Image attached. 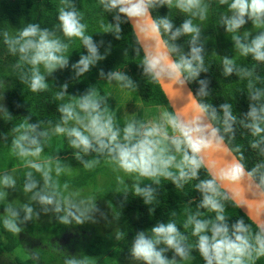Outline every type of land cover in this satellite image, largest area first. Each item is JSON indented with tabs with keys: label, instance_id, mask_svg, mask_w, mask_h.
I'll return each mask as SVG.
<instances>
[{
	"label": "clouds",
	"instance_id": "obj_1",
	"mask_svg": "<svg viewBox=\"0 0 264 264\" xmlns=\"http://www.w3.org/2000/svg\"><path fill=\"white\" fill-rule=\"evenodd\" d=\"M218 2L227 6V13L220 15L219 25L231 35L235 51L264 64V30L254 36L245 31V39L239 35L248 21L253 28L264 29V0ZM60 3L58 24L51 30L41 28L40 24L27 23L15 36H10L7 31L2 33L9 53L19 57L20 63L16 67L21 68L20 81L33 93L47 90L46 76L68 67L66 53L73 38H79L87 49V55L82 54L78 62L71 65L77 80L98 61L104 60L111 50L109 45L103 55L99 53L104 41L97 43L92 35H86L83 14L73 0H60ZM99 4L105 12L113 14V22L107 26L101 24V27L115 39H121V25L131 24L133 41L130 48L135 57H142L138 64L142 75L160 85L171 110L161 106L158 119H132L121 127L109 111V95H102L90 86L83 94L70 96L72 100L63 102L68 95V84L64 83L55 97L61 101L57 105L59 122L50 129L44 128L45 121L29 123L30 114L25 117L27 123L11 129L12 154L21 158L24 167L30 169L23 182V192L30 196L29 202L19 207L5 205L4 228L19 234L20 225L33 217L38 219L41 213L54 214L65 226L97 222L94 213L99 209L95 203L65 200L62 196L61 186L52 175L53 163L56 176L65 170L57 155L42 161L29 159L44 152L51 131L66 135L70 147L78 150L75 159L85 169L91 170L101 159L107 158L113 171L134 176L133 196L142 197L145 205L154 204L162 180L170 181L179 190H183L189 181H195L193 189L200 194V199L195 211L187 213L182 227L191 228L196 243H188V234L180 230L174 219L157 222L149 230L136 232L129 253L137 264H179L181 260L193 258L194 249L204 264H256L264 257V159L254 162L248 170L245 149L235 141L238 128H243L252 137L248 146L258 157L264 158V88L256 86L264 82L256 75L257 65L253 64L251 68L238 66L233 58L226 56L222 60V76L235 73L239 79L247 80L248 111L234 115L233 107L227 101L218 106L209 103L210 80L198 79L210 68L205 65L202 27L194 21L203 22L208 18L211 0H99ZM164 6L169 10L175 7L187 18L178 27L168 15L154 18L153 10ZM182 36L190 37L187 52L177 43ZM128 52V48L124 49L125 57ZM24 65L28 66L26 70ZM98 74L102 80L115 82L121 89H138L137 83L121 70L105 73L100 69ZM192 82L198 84L195 93L187 88ZM177 100L181 101L179 106ZM0 112L12 117L3 104H0ZM47 124L52 125V121ZM93 154L92 160L84 158ZM202 170L207 178H201ZM145 180L150 182L144 183ZM0 188L3 189L0 190V201H4L9 195L7 190L16 189V179L3 173ZM63 188L67 189L68 184L65 183ZM122 194L126 201L127 191ZM228 204L246 210L248 218L256 224V230L243 217L229 224V216L225 215ZM34 205L40 206L39 212ZM154 210L150 207L149 213ZM205 211L215 215L204 216ZM101 216L104 217L103 213ZM170 251L173 253L171 259L165 255ZM33 259H38V255L33 254ZM64 264H89V260L87 256H71L64 259Z\"/></svg>",
	"mask_w": 264,
	"mask_h": 264
},
{
	"label": "trees",
	"instance_id": "obj_2",
	"mask_svg": "<svg viewBox=\"0 0 264 264\" xmlns=\"http://www.w3.org/2000/svg\"><path fill=\"white\" fill-rule=\"evenodd\" d=\"M73 2L83 14L82 22L87 25L86 35H92L94 42L104 41V44L99 47V53L103 55L105 48L111 45L110 53L104 60L98 61L95 66L91 67L83 77L78 80L74 79L71 65L78 62L82 54L87 55V49L82 46L79 38H73L66 53L69 59L68 67L57 69L51 76H46V82L49 83L47 90L33 93L27 84L20 81L21 68L16 67L20 63L19 57L9 53L3 42L2 33L7 31L10 36H15L27 23L40 24L41 28L51 30L55 24H58L60 0H0V104H3L12 116L8 117L0 112V149H8L13 136L11 129L21 123H27L25 117L30 114L31 118L28 122L35 124L38 121H45L42 124L44 128L50 129L59 122L60 114L57 112V105L61 101H57L55 97L62 90L60 87L64 83L68 84L67 93L69 96L66 95L63 102H69L73 99L70 96H79L90 86H94L100 94L110 96L107 101L109 111L116 115L117 119L123 121L128 119L129 113L138 107L148 111L146 120L158 119L161 106L171 110L158 84L152 83L142 75V69L138 66L142 57H135L130 48L133 33L129 24L121 25V39L117 40L112 33L104 32V28L101 27V24L107 26L108 23L113 22V14L105 12L99 4V0H73ZM221 13H227V6L220 5L218 0H211L208 18L203 22L194 21L200 23L202 27L206 53L205 65L210 68L208 73H201L198 79L207 78L210 80L209 88L212 94L207 98L209 103L218 106L227 101L232 105L234 115L240 116L248 111L247 80L239 79L235 73L228 77L222 76V60L224 56L233 58L238 66L249 68L256 64V75L260 76L261 82H264V64L253 61L251 57L241 56L235 51L231 35L226 33L223 26L219 25ZM152 15L154 18L168 15L177 27L183 22V19L187 18L186 14L180 13L175 7L169 10L166 6L153 10ZM261 30L264 29H255L251 21H248L240 29L239 35L245 39V31L251 32V36H254ZM57 35L60 34L57 33ZM251 36L247 38L250 39ZM61 38L65 39L62 36ZM188 39L190 37L182 36L177 41L183 46L185 52L190 50L187 45ZM126 48L129 49V52L125 57L123 53ZM22 67L26 70L28 66ZM100 69H103L105 73L114 69L125 72L137 83V91L121 89L115 82L107 83L99 77ZM256 86L264 88V83H257ZM189 87L195 93L198 84L192 82ZM47 121H52V125L47 124ZM251 139L252 137L246 130L238 128L235 144L245 149V164L248 170L251 169L254 162L264 159L258 157L256 152L248 146ZM47 149H50L53 155H57L61 159H69V161H62V166L69 162L72 167H80V171L86 176L84 184L99 171L98 165H96L95 169L88 173V170L75 159L74 155L78 150L70 147L65 134H56L50 131L49 138L45 141L44 150ZM84 158L92 160L95 156L93 154ZM200 175L201 178H207L203 170ZM134 182L133 176L117 181V184L111 185L112 187L107 193H103L96 200L95 205L103 208L95 212L96 220L99 221L101 228L98 231V236L85 237L82 235L77 242L61 246L62 248L57 247L62 229L52 230L50 239L44 244L42 236L41 238L32 236L26 228H22L21 233L17 235L8 232L3 226L0 212V264H55L59 263L61 258H68L75 252L78 255L76 257H79L78 245L83 246L82 248L87 251V253L82 251V257L87 256L91 264H137L131 259L129 253L136 232L149 230L157 222L166 223L173 219L180 230L188 234V243L194 245L197 238L191 235V228L183 229L182 225L187 218V213L195 211V205L200 199V194L193 189L195 181H189L183 190H179L170 181L162 180L153 205H145L142 197L133 196L131 185ZM148 182L150 181L145 180L144 183ZM125 191L128 193L126 201L122 194ZM150 207L155 209L151 214L149 213ZM173 212L176 213L175 217L172 216ZM101 213L106 219L101 216ZM208 215L214 216L215 214L205 211L204 216ZM225 215L229 216V224L243 217L245 222L250 224L253 230H256V227L233 204L226 205ZM112 236H115V239ZM57 249H61V253ZM47 251L53 253L47 256ZM33 254H37L38 259H33ZM165 255L169 259L173 257L171 251ZM192 257L188 260H181L179 264H204L197 250H193ZM256 264H264V257L260 258Z\"/></svg>",
	"mask_w": 264,
	"mask_h": 264
},
{
	"label": "rangeland",
	"instance_id": "obj_3",
	"mask_svg": "<svg viewBox=\"0 0 264 264\" xmlns=\"http://www.w3.org/2000/svg\"><path fill=\"white\" fill-rule=\"evenodd\" d=\"M145 108L138 107L133 112H130L128 115V119H147L148 111H144ZM150 110V109H149ZM156 115V114H155ZM116 116V115H115ZM128 119H125L124 121L121 119H117L116 116V122L119 126L123 127L124 124L128 121ZM151 120V119H150ZM53 155L52 151L50 149L44 150L38 157H29V159L42 161L44 159H47L49 156ZM62 161H69V159H61L60 158V165ZM98 168V173L92 177L89 181L84 184L86 176L84 173L80 171V167H72V165L68 162L64 167V171L60 173L59 176H56L55 174V163H53V178L54 180H57L61 186V193L62 196L65 198V200L71 198L73 201H80L83 200L86 202V204H94L96 203V200L103 195V193H107L110 187L113 186V184H117V181H121L125 178H129V176L126 173L115 172L113 171V166L108 162L107 158L101 159ZM95 167L91 170L87 169L88 173H91L92 170H94ZM30 169H27L24 167V161L12 154V148L11 144L9 145L8 149L3 150L0 149V175L7 172L11 176H13L16 179V189H8L9 195L7 196V199L4 201H0V212L1 216L4 219V210L5 205H11L12 207H19L23 203H27L28 197L30 196L29 193L23 192V182H24V176L27 171ZM39 174H37V179H39ZM134 177V176H133ZM67 183L68 188H63V185ZM112 185V186H111ZM0 190H3L0 188ZM98 209H103L102 207L96 206ZM34 208L36 211H40L39 205H34ZM95 216V213H94ZM21 219L23 218V213H21ZM96 219V217H95ZM96 223H92L90 221L85 222L82 225H69L65 226L63 224H60L57 220L54 214H43L41 213L39 218L33 217V220L27 221L25 224L20 225L21 229L26 228L32 236H36L38 238H41L42 236V243H47L50 239V234L52 233V230L58 231L57 228L62 229L61 238L57 241L59 244L57 247L62 248L61 246H68L73 242H77L78 239L82 235L85 237L90 236L95 237L98 236V231H100L99 227V221L96 220ZM95 231V232H93ZM17 235V234H16ZM117 237V235H115ZM114 236V237H115ZM113 237V236H112ZM113 237V238H114ZM115 239V238H114ZM79 257L83 256V252L87 253L83 246H77ZM81 247V248H80ZM61 253V249H57ZM76 250V249H75ZM53 252L47 251V256H50ZM63 253V251H62ZM71 256H78L75 252L74 255ZM70 256V257H71ZM55 264H64V259L61 258V261L59 263ZM91 264V262H89Z\"/></svg>",
	"mask_w": 264,
	"mask_h": 264
},
{
	"label": "water",
	"instance_id": "obj_4",
	"mask_svg": "<svg viewBox=\"0 0 264 264\" xmlns=\"http://www.w3.org/2000/svg\"><path fill=\"white\" fill-rule=\"evenodd\" d=\"M129 26H130V28H131V30H132V27H131V24L129 23ZM142 55H143V53H142ZM159 86V88H160V90H161V92L163 93V95H164V97H165V99H166V101H167V104H168V98H167V96L164 94V90L160 87V85H158ZM187 88L188 89H190L191 90V88L189 87V85H187ZM192 91V90H191ZM193 92V91H192ZM181 103V101H179V100H177L176 101V104H177V106H179V104ZM168 106L170 107V105L168 104ZM171 109V108H170ZM250 198V197H249ZM238 210L256 227V224L252 221V220H250L249 218H248V216L246 215V210H244V209H239L238 208Z\"/></svg>",
	"mask_w": 264,
	"mask_h": 264
}]
</instances>
